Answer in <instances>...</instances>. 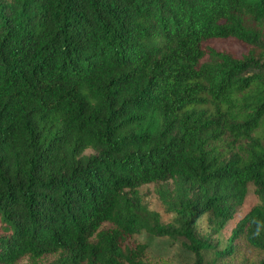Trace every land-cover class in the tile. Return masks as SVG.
Here are the masks:
<instances>
[{"label": "trees", "instance_id": "trees-1", "mask_svg": "<svg viewBox=\"0 0 264 264\" xmlns=\"http://www.w3.org/2000/svg\"><path fill=\"white\" fill-rule=\"evenodd\" d=\"M141 233L264 264V0H0V264H176Z\"/></svg>", "mask_w": 264, "mask_h": 264}, {"label": "rangeland", "instance_id": "rangeland-1", "mask_svg": "<svg viewBox=\"0 0 264 264\" xmlns=\"http://www.w3.org/2000/svg\"><path fill=\"white\" fill-rule=\"evenodd\" d=\"M214 48L220 52L235 56L241 57L244 53L248 51V47L237 42V41H226L221 43H216ZM208 61V59H206ZM144 203L148 206L149 209L156 211L159 213L162 222H169L171 219V215L166 214L161 207L157 196L155 194V186L153 184L144 185L138 189ZM259 203V200L254 193V187L249 185L248 190L244 199V202L241 207L237 209L234 218L227 223L225 228L217 235H213L211 237V242L215 246L216 251L222 250L226 247L228 243V239L230 237L232 229L235 227L236 223L255 205ZM198 232L201 235L207 236L209 234V229L207 226V222L205 217H201L197 222ZM137 243L145 244L146 256L151 261H157L159 259H167L173 261L176 264H187L193 261V255L184 247L181 239L176 241H171L166 238H156L149 236L147 234L141 233L137 235L134 239ZM249 256H255V253L252 250H248L245 255H243V259L248 258ZM241 257V258H242ZM204 261L207 264H227L229 263V259L227 260H216L214 256V251H205L203 252ZM49 259L41 261V264H44ZM239 259L232 261L229 264H239Z\"/></svg>", "mask_w": 264, "mask_h": 264}]
</instances>
